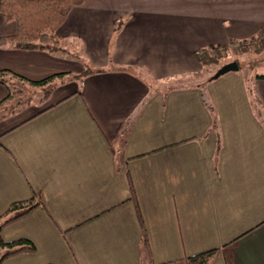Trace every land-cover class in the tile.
<instances>
[{
	"label": "crops",
	"instance_id": "1",
	"mask_svg": "<svg viewBox=\"0 0 264 264\" xmlns=\"http://www.w3.org/2000/svg\"><path fill=\"white\" fill-rule=\"evenodd\" d=\"M263 26L264 0H85L57 29L64 52L0 47V69L67 72L30 113L0 83V214L44 203L0 233L36 251L1 264H187L213 248L225 264L230 242L234 264H264V72L202 84L195 57ZM14 31L0 13V36Z\"/></svg>",
	"mask_w": 264,
	"mask_h": 264
},
{
	"label": "trees",
	"instance_id": "2",
	"mask_svg": "<svg viewBox=\"0 0 264 264\" xmlns=\"http://www.w3.org/2000/svg\"><path fill=\"white\" fill-rule=\"evenodd\" d=\"M85 0H0V13L4 15L6 20L15 23V31L12 34L0 36V47L10 46L21 50H40L49 53L64 52L63 41L58 35L57 29L64 23L69 12L75 6L81 5ZM260 45L258 49L264 46V26L257 38ZM227 46L204 48L195 52V57L202 65H209L217 61L222 55L221 49L226 51ZM93 71L92 68L86 69L80 74L73 75L75 78L83 77ZM67 72L52 74L39 80H30L20 74L8 69H0V83L9 87V95L12 97L22 93V88L16 89L10 87L8 81L14 79L20 84H26L31 87H38L42 90L40 101L44 102L46 98L56 88L57 80L66 75ZM258 78L264 79V75H258ZM12 84V83H11ZM208 103V97L204 95ZM32 97L29 96L23 101L17 100L16 104L22 107L31 103ZM263 123L264 120L262 119ZM129 188L131 191L130 198L133 200L137 219L141 226V252L143 260L152 263V253L147 240L140 207L137 202L134 189L129 180ZM44 203L41 195L32 194L29 198L12 202L5 211L0 214V233L1 228L6 224L15 221L35 207H43ZM234 242L224 244V260L225 264H234L232 257V247ZM35 244L28 238H18L15 240H4L0 234V264L7 258L22 253L35 252ZM218 249L213 248L198 254L185 258L187 264H209Z\"/></svg>",
	"mask_w": 264,
	"mask_h": 264
},
{
	"label": "rangeland",
	"instance_id": "3",
	"mask_svg": "<svg viewBox=\"0 0 264 264\" xmlns=\"http://www.w3.org/2000/svg\"><path fill=\"white\" fill-rule=\"evenodd\" d=\"M229 44L230 43H228L226 45H222V46H227L226 51L224 52V50H222V49L220 50V51H222V55L218 57L216 62L210 64L211 66H208L206 70H204L203 72H201V74L199 76H197L198 82H200V83L202 82V84H204L206 79H207L206 76L208 73H210L209 79L211 80L212 76L215 74V72L221 66H223V65H225V63L231 62V61H237L238 69L229 71V72L219 76L218 77L219 79L218 78L213 79L214 81L220 80L226 74L238 75V76L242 77L243 79L249 81L251 79V77L255 75V73H261V71L264 72V46L262 47V49H260L261 52L260 51H257V52L251 51V50H253V49H251L252 47L253 48L255 47L254 49L258 48V45H260V43L258 41L255 43H253L251 41V42H248V43L244 44L243 46H239V47L229 46ZM246 51L247 52L249 51V53L241 54V53L246 52ZM223 54H225V55H223ZM184 81H186V80L184 79ZM22 89H23V92L18 95L17 100L23 101L29 96H31L32 99H31V103L29 105H25V106L21 107L20 110L28 111V113H30L32 110L36 111L37 107L39 105L41 106L43 104V103L39 104V103H41L40 97L42 95V91L38 87H31V86L29 88H22ZM45 102L46 101L44 100V103ZM16 108L18 109L19 107H16ZM6 109H7V113H9V110L12 109V107H7ZM24 112H22V113L24 114ZM8 115L9 114H7V117H9Z\"/></svg>",
	"mask_w": 264,
	"mask_h": 264
},
{
	"label": "water",
	"instance_id": "4",
	"mask_svg": "<svg viewBox=\"0 0 264 264\" xmlns=\"http://www.w3.org/2000/svg\"><path fill=\"white\" fill-rule=\"evenodd\" d=\"M238 69V63L237 61H231L226 63L225 65L221 66L216 72L215 74L212 76L211 79H216L219 76L232 71V70H237Z\"/></svg>",
	"mask_w": 264,
	"mask_h": 264
},
{
	"label": "built area",
	"instance_id": "5",
	"mask_svg": "<svg viewBox=\"0 0 264 264\" xmlns=\"http://www.w3.org/2000/svg\"><path fill=\"white\" fill-rule=\"evenodd\" d=\"M258 36L254 39H251V40H242V41H233V42H230L229 46H233V47H239V46H243L244 44L248 43V42H257V39Z\"/></svg>",
	"mask_w": 264,
	"mask_h": 264
}]
</instances>
